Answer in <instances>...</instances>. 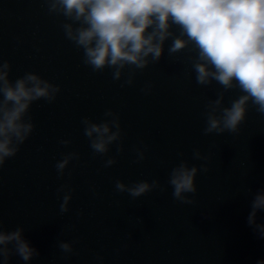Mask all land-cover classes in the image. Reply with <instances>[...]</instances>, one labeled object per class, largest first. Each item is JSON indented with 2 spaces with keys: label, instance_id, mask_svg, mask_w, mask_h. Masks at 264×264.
I'll return each mask as SVG.
<instances>
[{
  "label": "clouds",
  "instance_id": "1",
  "mask_svg": "<svg viewBox=\"0 0 264 264\" xmlns=\"http://www.w3.org/2000/svg\"><path fill=\"white\" fill-rule=\"evenodd\" d=\"M49 15L62 17L60 27L65 38L83 51V64L94 72L112 70L115 81L132 85L136 70H143L161 60L165 42L171 40L168 55L188 50V62L198 85L209 86L214 81L222 91L205 105L204 135L236 133L245 121L249 103L264 116V0H43ZM174 29L176 31H174ZM12 65L0 53V169L14 157L20 146L31 136L35 125L29 115L32 104L41 99L52 103L61 88L35 72L10 79ZM125 69H128L125 72ZM238 89L241 95L225 106V93ZM151 91L147 84L142 89ZM83 134L93 155L107 156L104 167L117 161L108 156L116 144L117 154L123 152L122 128L118 113L108 109L101 122L89 117L81 120ZM68 145L69 140H61ZM136 163L145 159L141 148L136 150ZM183 154H181L182 156ZM194 160L208 158L194 150ZM77 152L64 154L55 167L62 177ZM208 172L206 164L189 166L181 160L171 169L168 185L172 196L182 204H194L188 194H195L198 172ZM160 189L158 179L138 181L131 185L117 180L115 190L133 198ZM72 189L61 185L63 192L60 213L69 212ZM258 210H264V191L257 193L251 203L248 224L264 239V224H256ZM24 228L5 231L0 218V264H9L12 255L28 262L39 252L23 236ZM59 248L73 253L72 242L61 241ZM102 260V257H97ZM257 264H264V260Z\"/></svg>",
  "mask_w": 264,
  "mask_h": 264
}]
</instances>
